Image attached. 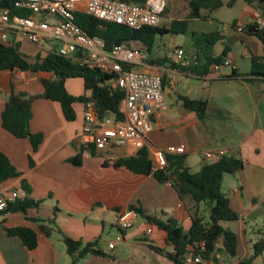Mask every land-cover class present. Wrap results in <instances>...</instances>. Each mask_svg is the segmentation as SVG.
Masks as SVG:
<instances>
[{
  "label": "crops",
  "instance_id": "1",
  "mask_svg": "<svg viewBox=\"0 0 264 264\" xmlns=\"http://www.w3.org/2000/svg\"><path fill=\"white\" fill-rule=\"evenodd\" d=\"M170 1L169 4L167 0L168 8L161 19L159 28L168 30L174 21H188L187 34L175 35H190L193 43L189 51L180 45H176L172 50L166 46L162 47L158 43L159 40L173 34L167 33L157 36L151 50L146 47L147 58L143 70L163 78L167 100V109L155 115V126L149 136L148 150L151 152L154 149H164L169 145L184 146L187 156L186 165L192 173L212 163L205 159V153L208 151L225 150L227 155H238L246 161L242 171L235 175H226L224 179V187L225 183L229 186V190L225 191L231 199V207L239 215L238 221L224 223L226 228L237 234V256L231 260L232 264H239L240 260L253 255L251 251L254 244L264 237V127L256 124L239 145L225 146V143H218L220 140H227L231 134H228L225 127L218 124L215 116L234 117L235 111H225L218 105L214 106L213 99L221 92L220 87H217L219 84L233 85L240 82L242 87L251 92V101L257 105L259 101L264 100V91H256L254 95L252 87L258 90L264 86V81L248 83L241 79H218L206 85L201 77L192 71L195 54L193 35L202 36L219 32L222 40L214 46L215 56H220L228 48L230 52L227 58L234 61L236 71L240 74H248L251 69L241 73L238 59L231 45L238 41L244 43L246 48L242 56L250 60L253 56L264 55V43L256 34L249 32V29L254 28L256 21L262 17L261 11L257 3L249 5L240 0L244 3L241 5L240 19H235L232 25L220 23L217 31L199 32L190 30V24L197 20L216 21L214 15L221 9L213 14L203 10L201 18H191L187 1L184 0V3L178 6L173 3V0ZM238 4L239 1L232 8ZM164 19L165 23H163ZM233 25L236 28L242 27L243 32H237ZM224 26L228 28L227 32H223ZM218 43L223 46L221 53L215 50ZM137 44L142 43L135 42V45ZM180 49L185 51L182 60L176 57V52ZM231 74L230 68L222 70V77H228ZM52 76L45 72L0 71V150L20 173L18 178L0 186V196L17 192L18 200L24 199L27 192L22 188V184L25 182L31 190L30 198L42 201L39 207L28 209L26 214L17 212L0 215V264L72 263L62 236L58 233H53L51 236L45 235L34 219L54 221L56 226L70 238L82 241L84 244L99 241L100 246L109 222L113 220L111 225L116 227L117 215L129 210L131 205L141 207L147 214L156 215L165 221L173 218L185 230H188L194 203L190 199L182 202L170 183H160L153 174L137 175L127 170H116L104 166L111 160L135 156L138 151L132 148H114L106 151L96 150L93 155L87 146L81 143L84 111L82 103L74 105L76 119L67 121L59 103L47 99L34 101L31 131L44 135V141L36 151L33 150L28 139H18L3 128L2 113L7 98L12 92L43 94V81ZM71 80L76 79L67 81L69 93L76 97L83 95V80L79 79L82 94H80V87L70 84ZM182 97L208 101L209 108L205 119L200 120L195 112L187 111L183 107ZM232 97L238 104L236 102L238 97ZM257 110L259 112V109ZM212 120L217 122L211 125V128L214 132L218 131V135H213L209 131L208 121ZM83 148L82 164L74 165L70 160ZM201 205L200 213L205 218ZM2 222L7 228L25 227L36 231L38 247L28 250L18 237H9ZM149 226L151 225L148 224ZM251 233L259 236L249 238ZM119 234L122 233L119 232ZM123 237L124 240L117 243L112 251L108 247L112 241L101 247L106 253L114 254L115 259L88 255L77 264H174L151 248L153 244L170 249L166 246L165 234L158 229H153L151 235H146L145 232L130 234L127 230L124 231ZM224 257L227 255H219V263L229 264ZM253 264H264V256L257 258Z\"/></svg>",
  "mask_w": 264,
  "mask_h": 264
},
{
  "label": "trees",
  "instance_id": "2",
  "mask_svg": "<svg viewBox=\"0 0 264 264\" xmlns=\"http://www.w3.org/2000/svg\"><path fill=\"white\" fill-rule=\"evenodd\" d=\"M130 4L143 5L147 0H120ZM191 10V18H201L202 11L213 14L224 7L232 8L240 0H185ZM249 5L258 4L261 16L264 18V0H242ZM2 5H0L1 7ZM16 12V11H15ZM18 15L26 16L25 11L17 12ZM166 13V11H165ZM164 13V14H165ZM163 14V16H164ZM162 16V17H163ZM76 23L84 29L90 36H98L105 41L106 48L112 49L123 44L141 42L149 50L152 49L158 35L167 33L187 34L188 21H174L170 29H160L159 27H148L140 30H133L128 27L107 23L86 14H78ZM235 27V25H233ZM254 28H258L254 26ZM264 32V30H261ZM264 43L261 33L256 34ZM194 37L195 54L193 72L203 79L211 73L214 64L221 65L228 56L230 50L226 48L220 56H215L214 46L222 38L219 32L204 34ZM251 71L248 74H240L237 70H232L228 77L219 79L237 80L241 79L248 83L264 81V55L251 58ZM0 71H21V72H45L53 76L43 81L44 93L32 95L26 92H12L7 98L3 113L2 126L18 139H28L36 151L44 141L42 133H32L31 120L33 117L32 106L37 99H47L61 105L63 114L67 121L76 119L74 105L76 103L85 104L93 101L99 111L104 115L108 112H118L125 92L117 85V76L103 73L97 69H90L75 62L72 58L60 56L56 50L41 53L35 57H28L21 52V44L3 45L0 44ZM82 79L84 82V94L76 97L69 93L67 81L69 79ZM183 107L187 111L195 112L200 120H204L209 108L208 101L195 100L187 97L181 98ZM94 155L96 148L88 147ZM70 160L74 165L82 164V153ZM169 166L153 174L160 183H170L177 192L180 200L185 202L190 199L194 203L191 209L190 228L185 230L179 222L173 218L163 220L156 215L147 214L141 207L129 206V210L134 211L151 225L153 229H158L165 234L166 246L174 247L175 252L151 244V248L158 254L168 258L174 264H186V257L189 248H197V253L202 244L205 250L202 256L219 264V255L226 254L230 258L237 256L238 237L237 234L224 226L227 222L239 220L238 213L231 207V199L224 189V179L226 175H235L245 168L246 161L238 155H226L220 160L204 165L200 171L192 173L187 167V156L185 154L167 155ZM116 170H127L137 175H151L152 161L147 148L138 151L135 156L111 160L104 164ZM20 173L11 163L10 159L0 150V186L12 179L18 178ZM22 188L27 192V196L10 202L7 208L0 212L1 216L10 213H27L30 208H37L42 201H35L30 198V187L24 182ZM205 203L209 209V221L205 222L200 213V205ZM39 223L40 230L47 236L58 233L62 236L67 246L68 254L72 258L71 264H77L88 255L115 259V255L106 253L100 246L99 241L84 244L76 241L56 226L54 221L34 219ZM4 226V222H2ZM5 230L9 237H18L28 250L38 247V234L31 228L16 227ZM117 228V227H116ZM118 229V228H117ZM124 234V231L118 229ZM144 240V239H143ZM146 241V240H144ZM264 256V237L253 246V255L250 258L240 260L239 264H253L254 261Z\"/></svg>",
  "mask_w": 264,
  "mask_h": 264
},
{
  "label": "built area",
  "instance_id": "3",
  "mask_svg": "<svg viewBox=\"0 0 264 264\" xmlns=\"http://www.w3.org/2000/svg\"><path fill=\"white\" fill-rule=\"evenodd\" d=\"M0 5V44L30 43L39 47L42 55L56 50L60 56L72 58L82 66L117 76L116 83L125 92L118 112L101 115L93 101L83 104L80 135L83 145L94 146L99 151L114 148L148 149L155 115L167 109L163 78L143 70L147 58L145 46L135 45L134 42L109 50L102 38L88 35L76 23V17L86 14L133 30L159 27L168 8L167 0H147L143 5L120 0H0ZM19 11H25L27 15H18ZM255 25L264 30V18H259ZM235 29L243 32L242 27ZM222 30L227 32L228 28L224 26ZM184 56V50H177L178 60ZM225 68L235 70L236 65L229 58L221 65L214 64L211 73L202 79L203 82L209 85L218 80ZM149 153L152 174H155L169 166L167 155L185 154L186 150L184 146L169 145ZM226 155L225 150L208 151L205 159L213 163ZM18 196L17 192L0 196V212ZM136 218L134 211L126 210L117 215L115 226L127 231L134 227ZM152 233L153 228L149 226L145 234ZM123 240V234H119L115 241L109 243V250H114L117 243ZM199 250L202 253L205 245L202 244ZM170 251L175 252L174 247ZM201 253H197V248L190 247L186 264H216L205 259Z\"/></svg>",
  "mask_w": 264,
  "mask_h": 264
},
{
  "label": "rangeland",
  "instance_id": "4",
  "mask_svg": "<svg viewBox=\"0 0 264 264\" xmlns=\"http://www.w3.org/2000/svg\"><path fill=\"white\" fill-rule=\"evenodd\" d=\"M228 1V0H225ZM169 0V4H170ZM173 3L177 6L179 4H183L184 0H173ZM244 4L243 2L239 1L238 6L235 8H228L225 7L221 9V11L217 12L214 17L217 19L216 21H209V20H197L190 24L189 29L192 31H199V32H208V31H217L220 23H226L228 25H232L235 19H240L242 16V8L241 5ZM163 23H165V19L163 20ZM162 47L166 46L168 49L172 50L175 49L176 45L182 46L187 51L190 50L191 45L193 43L192 37L190 35L183 36L175 34H171L169 36H164L161 38L158 42ZM222 44L218 43L216 46V51L218 53H221L222 51ZM232 51L236 55L238 59V63L240 66L241 73H246L247 70L251 69V60L250 58L243 57V52L246 48L245 44L241 41H238V43H234V45H231ZM36 45L30 44V43H24L21 47V52L24 55H27L28 57L32 58L36 55L40 54L39 50L37 49ZM78 80V81H76ZM71 80L70 84L74 87H80V94L83 93L82 86L80 84L79 79ZM229 84V83H228ZM232 84V83H231ZM222 86V87H221ZM242 83L237 82L233 85H221L219 84L217 87H220V92L218 96L214 97L213 104L214 106L218 105L223 110H229V111H235L234 117L233 116H220L216 115L215 118L218 122V124H221L223 127L227 129L229 132L228 134H231L227 140H220L218 143L224 144L225 146H236L241 143L243 139H245L248 135V133L253 129V127L258 124L260 127H264V100L259 101L257 105L252 103L251 98V92L246 90L244 87H242ZM254 95L258 92L264 91V86L262 88H259L256 90L254 87H252ZM255 90V91H254ZM79 94V95H80ZM238 97V100L236 101L238 104L235 103V100H233V97ZM259 109V112L258 110ZM216 121L212 120L211 122L208 121V128L211 133L217 134L218 131L214 132L212 130L211 125H215L217 123ZM235 128V129H233ZM219 131L221 130L218 128ZM222 131V130H221ZM216 135V136H217ZM226 141V142H225ZM225 190H229L228 183H225ZM23 192V191H22ZM201 211L205 216V222L209 221V210L208 206L205 203H202L201 205ZM229 223V222H227ZM113 220L109 222V224L105 228V232L103 234V240L101 242V247L107 245L110 241H115L117 234H119V231L116 227L112 226ZM148 227V224L146 220H144L142 217L138 216L135 220L134 227L129 229L130 234H138V233H144L146 232ZM264 230V227H263ZM263 233V231H262ZM259 235L250 234L249 238H255ZM251 243H249L250 245ZM253 253V251H251ZM252 255V254H251ZM226 261L229 264H232V260L230 257H224Z\"/></svg>",
  "mask_w": 264,
  "mask_h": 264
},
{
  "label": "water",
  "instance_id": "5",
  "mask_svg": "<svg viewBox=\"0 0 264 264\" xmlns=\"http://www.w3.org/2000/svg\"><path fill=\"white\" fill-rule=\"evenodd\" d=\"M249 32L253 33V34H260L261 33L262 37H264V32H261L260 28H251V29H249Z\"/></svg>",
  "mask_w": 264,
  "mask_h": 264
}]
</instances>
